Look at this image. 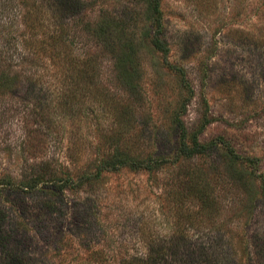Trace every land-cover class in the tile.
<instances>
[{"label": "rangeland", "instance_id": "obj_1", "mask_svg": "<svg viewBox=\"0 0 264 264\" xmlns=\"http://www.w3.org/2000/svg\"><path fill=\"white\" fill-rule=\"evenodd\" d=\"M18 1L0 0V48L11 47L19 67H29L24 43L32 35L42 39L41 19L35 21L41 14L26 21ZM102 4L124 9L134 0H105L77 15L96 19ZM140 7L144 13L145 4ZM161 13L167 52L139 41V58L128 60L135 73L124 82L113 65L129 51L124 41L92 51L101 65L88 76L92 96L82 114L57 107L53 88L60 83L52 68L41 80L22 75L11 90L0 91V178L26 177L32 160L61 177L65 165L74 176L94 172L113 156L114 141L144 159L174 160L183 141L206 144V152L180 154L152 171H104L92 185L66 190L59 222L66 240L35 233L32 243H17L20 264H95L96 250L103 257L98 264H123L133 256L140 264L150 255H164L170 264H264V0H161ZM128 79L138 84L134 92ZM98 88L109 91L114 104L98 101ZM41 101L51 125L35 121L32 109ZM233 151L242 157L234 160ZM180 190L188 196L184 203ZM40 191L0 186V206L18 205L20 220L56 225L59 218L41 207L49 194ZM201 193L209 194L205 205ZM23 228L19 233L26 234Z\"/></svg>", "mask_w": 264, "mask_h": 264}, {"label": "trees", "instance_id": "obj_2", "mask_svg": "<svg viewBox=\"0 0 264 264\" xmlns=\"http://www.w3.org/2000/svg\"><path fill=\"white\" fill-rule=\"evenodd\" d=\"M1 1L7 3L10 0ZM104 1L19 0L18 4L27 9L26 13L24 12L26 21L35 12L41 14V16L35 17V21L41 19L40 27L43 36L39 40L34 37L35 35H32V39H25L24 48L28 51V54L22 60L28 62L29 67H19L20 64L13 60V53H10L11 47L0 48V91L11 90L14 82L22 75L39 77L38 80H41L42 77L47 76L46 72L48 69L52 68L57 73L60 83V85H54L53 88L58 91L56 92V105L61 107L63 112L74 116L77 113H84L89 107L88 104H90L88 101L91 100L92 88L89 84L91 77L88 79V76L91 71L94 73L101 65V62L97 60V55H91L94 49L97 50L100 46H105L106 49L108 47L115 48L120 41H124L129 46V51L125 52L123 61L113 63L118 71L119 80L121 78L123 82L126 75L130 76L135 73V66L131 65L128 60L132 62L133 58H139L140 51L139 47H137L139 41L144 40L145 42L149 39L156 49L167 52L166 42L159 35V29L162 26L161 0H134V4L131 7L126 5L124 9L111 8V6L108 7V4H102L96 19H86L85 16L80 18V15H77L82 11H88V9L94 10L96 3ZM141 3L145 4L146 11L144 13H142V8L140 7ZM151 24L154 28H151ZM141 25H145V27L142 32L140 31L139 35L137 32ZM84 38L89 39V41L92 40L93 43L87 42ZM137 85L128 79V89L134 92ZM34 87L35 83L32 85V89ZM97 94L99 97L97 95L94 96L101 103L108 99V105L114 104L115 100H111L109 91L103 90ZM35 105L37 107H34L32 112L38 115L35 120L36 123L51 125L53 119L42 109L44 103L41 101V103H36ZM111 144L114 148L113 156H109L106 161H103L94 172L85 170L83 173L74 176L72 173L74 168L70 165H65L67 166V172L61 177L58 176L56 169L50 168V165L32 160L31 165L26 167V170H28L26 177L14 179L10 175H4L0 178V186L11 188L19 193H30L41 189L40 192L43 191L49 194L48 197L46 196L43 199L41 207L45 210L48 217L55 216V218H59L56 225L51 224L50 220L34 221L33 223L28 217L20 220V208L18 205L0 206V256H2L0 264H20L23 259L20 253L18 254L17 252V243L25 239L32 243L35 233H38V238H45V240L52 236L58 243L66 240V235L63 229L60 228L59 223L65 220L61 211L65 210L68 205V202L64 201L68 196L65 193L66 190H75L87 184L92 185L104 171H114L124 167L142 168L152 171L170 162L178 161L180 154L188 158L197 153H205L207 150L206 144L199 143L189 146L186 141H183L174 160L165 156L144 159L139 154L131 155L135 150L126 143L114 141ZM72 153H74V157L75 151ZM232 154L236 161L242 157V155H238L234 151ZM71 156L72 160L77 158H72ZM211 179L214 184L216 182L215 179L218 181L221 176L217 175L216 177H211ZM42 195L38 193L36 195L37 199ZM187 197V193L180 190L179 201L184 203ZM199 198L202 200V204L205 205L208 202L209 194L201 193ZM8 219L11 225L9 229L6 227ZM18 226H23L26 234L24 232L19 233ZM50 226L53 229L55 228L52 230L55 231L54 235L49 232ZM72 233H74V230H72ZM92 253L94 254L92 259H94L95 264L100 261L103 262V257L98 250L92 251ZM158 258L170 264L169 259L166 256L164 257V255H160V257L158 255L155 257L150 255L147 260H142L143 263L140 264H159ZM29 264H34V261L32 263L29 262ZM123 264H139L138 257H126L123 259Z\"/></svg>", "mask_w": 264, "mask_h": 264}]
</instances>
